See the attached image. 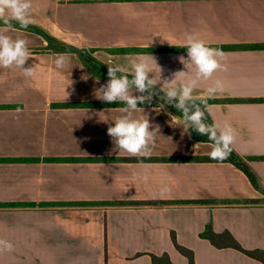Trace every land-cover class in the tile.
Here are the masks:
<instances>
[{
    "label": "crops",
    "instance_id": "crops-1",
    "mask_svg": "<svg viewBox=\"0 0 264 264\" xmlns=\"http://www.w3.org/2000/svg\"><path fill=\"white\" fill-rule=\"evenodd\" d=\"M31 20L28 27L92 49L106 66L131 70L151 54L162 69L158 89L187 71L178 60L187 56L186 34L220 49L227 71L201 80L195 95L217 101L212 121L234 130L232 149L264 188V0H32ZM9 34L28 41L25 66L35 74L0 68V239L13 245L0 264H153L165 254L189 264L174 239L195 264H263L201 237L211 225L245 250H264V194L243 171L171 161L209 157L212 143L194 141L165 107L133 114L159 126L150 157L115 149L107 128L123 105L95 95L107 80L74 53L45 50L35 31ZM58 54L68 57L62 70ZM216 80L223 87L208 97Z\"/></svg>",
    "mask_w": 264,
    "mask_h": 264
},
{
    "label": "clouds",
    "instance_id": "clouds-1",
    "mask_svg": "<svg viewBox=\"0 0 264 264\" xmlns=\"http://www.w3.org/2000/svg\"><path fill=\"white\" fill-rule=\"evenodd\" d=\"M31 9L32 0H0V23L4 25L0 27V68H19L23 76L29 79L34 76L35 68L32 65L25 66L32 56L28 41L19 37L13 38L9 33L28 28L32 23ZM13 22L19 25V29L14 27ZM181 47L187 49V56L181 55L178 60L187 71L173 73L171 79L163 81L167 82V87L162 85L159 91L157 86L162 84V69L151 54L134 63L131 70L121 64L108 65V80L95 95L103 102L123 105L118 109L121 115L107 128V134L115 149L130 157H150L156 135L160 132L159 126L152 125L148 118H134L133 114L144 113V109L138 105L150 104L153 96L159 95L162 103L154 110L159 111L165 105H171L180 112V117L172 116V119L180 122L184 133H189V129H192L212 142L209 153L211 160L223 161L231 154L235 140L234 130L227 125L221 128L215 120L207 123L211 109L205 100L195 95L201 80H209L218 71H227V66L220 62L224 53L218 48L208 46L204 40L193 34H186ZM67 62L66 54H58L54 61L55 68L62 70ZM190 68L195 69L194 75L188 72ZM179 77L189 78L181 81ZM222 87V82L216 80L214 86L207 88L206 95L211 97ZM143 179L147 181L148 177L144 176ZM12 249L10 242L0 239V252Z\"/></svg>",
    "mask_w": 264,
    "mask_h": 264
},
{
    "label": "trees",
    "instance_id": "trees-1",
    "mask_svg": "<svg viewBox=\"0 0 264 264\" xmlns=\"http://www.w3.org/2000/svg\"><path fill=\"white\" fill-rule=\"evenodd\" d=\"M28 29H30L31 31H35L47 41V46L45 50L50 51V52H55V53H74L80 58L83 65L88 70H90L96 77L100 79L108 80V76H107L108 66L100 63L94 57V52H95L94 50L78 48L76 46L60 42L56 38L52 37L51 35L47 34L46 32L36 27H28ZM121 52H126V51L123 50ZM157 91H159L158 88H157ZM162 94L163 93H161V95ZM205 101L208 106L210 103L217 102L215 100H205ZM160 103H162V101L159 99V95H155L153 96L152 102L150 104L146 103V104L138 105V106L154 107V106H158ZM119 105H122V104H119ZM61 106L69 107L70 105L63 104ZM165 108L171 113H173L174 115H176L177 117L181 116V113L178 112L173 106L165 105ZM212 122H213L212 118L211 116H209L207 123H212ZM190 134H191L192 139L196 142L212 143L211 141L208 140L206 136H202L196 133L195 131H193L192 129H190ZM171 161H184V162L202 161V162L231 163L244 172V174L248 177L249 181L251 182V184L256 190L264 194V188L262 187V184L259 180L258 175L250 168L247 161L241 158L234 150H232L229 157L223 161H214V160H211L209 157L182 158V159L174 158V159H171ZM201 237L203 239H207L208 241H210L211 244L218 249L233 248L235 250H238L244 253L248 257L253 258L264 264V250H251V251L245 250L229 232L217 234L213 231L212 226L208 225L205 231L201 234ZM174 242H175V246L177 250L188 259L189 264H195L194 253L191 250L178 245L175 239H174ZM152 259H153V264H172L169 256L166 254L163 255L162 257L153 256Z\"/></svg>",
    "mask_w": 264,
    "mask_h": 264
}]
</instances>
